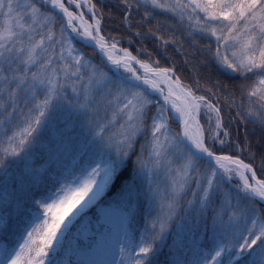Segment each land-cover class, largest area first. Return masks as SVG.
Wrapping results in <instances>:
<instances>
[{"label": "snow or ice", "instance_id": "snow-or-ice-1", "mask_svg": "<svg viewBox=\"0 0 264 264\" xmlns=\"http://www.w3.org/2000/svg\"><path fill=\"white\" fill-rule=\"evenodd\" d=\"M73 4L75 12L64 0H0V170L31 151L64 101L85 118L94 146L54 176H35L36 190L16 199L13 211L0 198V264H153L173 223L182 228L192 212L205 221L203 243L198 234L171 264H264V178L247 134L251 125L264 145V0H117L128 29L141 9L137 24L156 13L175 18L181 36L170 28L168 36L150 33L165 52L175 44L183 53L180 41L191 40L185 62L194 84L184 83L174 64L161 67L151 53L142 60L145 50L133 55L106 37L101 25L112 13L99 0H67ZM74 38L99 49L100 63ZM203 39L209 43L201 47ZM196 55L210 57L230 83L201 84ZM229 87L225 100L245 127L243 143L224 123L218 93ZM200 88L211 95H197ZM216 144L248 152L250 162L216 154ZM258 165L264 171V151ZM154 175H163V186H153Z\"/></svg>", "mask_w": 264, "mask_h": 264}, {"label": "trees", "instance_id": "trees-1", "mask_svg": "<svg viewBox=\"0 0 264 264\" xmlns=\"http://www.w3.org/2000/svg\"><path fill=\"white\" fill-rule=\"evenodd\" d=\"M95 2V0H94ZM100 3H103L105 5V13L109 12V9L111 8V18H109L108 15H105L104 20L102 21V32L106 37H112L115 36L117 39L120 40V47L121 48H128L129 51L133 55H137V50L142 49L143 51L139 58L145 61L149 60L148 53H151V58L154 60H159L161 67H170L173 64L176 67L177 75L181 77V79L186 84H194L195 79H197L196 74L192 71V64L186 63V59H191V56L193 55L194 50L190 47L191 40L187 37H185L180 42L184 44V52H178L176 50L177 45L175 44H169L167 46V51L165 52L163 50V47L161 45V42L155 39L153 35L150 33V29L157 30V34L168 36L169 33L166 31V29H171L172 32L176 34V36H181L183 34L182 29H180L176 22L175 18L171 17L170 14L167 13H156L151 18V22H143L140 24H137V21H141L143 16V10L139 12H134L132 21H133V27L131 29H128L125 27V25L121 22V15L122 13L119 11L117 7V0H99ZM70 7V6H69ZM70 10L76 11L74 8L70 7ZM157 21H160V25L157 24ZM162 25V26H161ZM140 31L141 35L136 36L135 32ZM131 41V42H130ZM209 43L208 39H203L200 41L201 47L204 45H207ZM211 44L213 49L215 48V40L214 38L211 40ZM76 45L80 48L82 52L87 54L95 63H100V59L98 58L97 54L88 47L83 46L81 43L76 41ZM204 56H209L207 52L203 53ZM196 64L199 65V79L201 81V84H204L207 82L208 86L211 87L213 83H215L217 80L222 81L224 83H230L226 76L230 75L229 73H224L223 70H218V66L215 64L214 61H212L209 57L207 61L203 60L200 55H196L195 61ZM233 91L231 87L227 91H221L218 93L219 97V103L221 107L224 110V123L227 126V130L231 132V139L233 141L239 140L241 143L245 140V127L243 124L239 123V118L236 117V108H229V101L225 100V96L228 95L229 92ZM70 96V93H68ZM197 95H205L209 96L211 95L207 91H205L203 88H200L197 91ZM231 99V98H230ZM235 99L239 103V92H236ZM154 100V99H153ZM212 100H217L216 96L212 97ZM155 101V100H154ZM70 104H72L70 101H68ZM73 105V104H72ZM235 118V120L233 119ZM55 123H58L56 121H51L48 118V122L46 127H44L41 131V134L45 140L50 137V134L52 132V127L56 126ZM59 124V123H58ZM58 126V125H57ZM173 129H177V125H172ZM248 135L251 136L252 144H253V150L257 153V174L258 177L264 178V171H261L259 169L258 165V158L259 153L261 151H264V145H262L259 142V136L258 134H252V126L248 125ZM2 139L3 137H0ZM53 143V142H50ZM94 146L91 145L89 149L86 150V152H91L93 150ZM213 151L216 154H227L231 155L233 157H237L240 159H243L244 162L249 163V153H238L234 147L231 145H225V148L218 149L213 148ZM34 156H31L28 152L22 154V158H16L13 162L12 160L9 161L8 168L6 170H0V198H2L3 193L2 190L8 188L9 196H3L7 197L8 201L12 203L13 207L9 208V211H13L14 209V203L16 199L20 198L25 192H28L29 189L32 191H35L36 189L32 187V182L35 176L40 175L44 176L45 174L50 178L51 173H49L48 170L44 169L42 171H39V166H41V163H43L45 158V153L43 150H39L37 146H35V149L33 150ZM31 157V159H27L26 157ZM24 168L28 169V172L25 171ZM38 168V169H37ZM23 176V177H22ZM11 178L22 180L26 183L25 187L21 189L19 187V184H16L15 180H11ZM163 175L157 177L153 176V186L156 184H160L163 186ZM144 186H147V179H144ZM2 193V195H1ZM191 194L189 193L188 197L186 199H191ZM109 202L111 200L109 199ZM181 216H184V213L181 212ZM92 216V214H91ZM177 219H180L178 216ZM209 223H210V217H209ZM133 227L136 232L137 238L139 237L140 229L143 227V221L141 219V214L138 212L136 220L133 223ZM205 231V221L203 219H199L197 221L196 214L194 212L190 213L185 217V219L182 222V228H177L175 223H173L172 227L169 229V232L167 234L165 243L161 245V251L157 254V256L154 258L153 264H171L172 255L180 254L182 250L188 245V242L190 241V238L192 237L191 241H194L199 234V237L202 236V243H203V233Z\"/></svg>", "mask_w": 264, "mask_h": 264}, {"label": "rangeland", "instance_id": "rangeland-1", "mask_svg": "<svg viewBox=\"0 0 264 264\" xmlns=\"http://www.w3.org/2000/svg\"><path fill=\"white\" fill-rule=\"evenodd\" d=\"M64 2L66 6H69L67 5V0H64ZM84 11L86 12V10ZM87 15L88 14L86 13V16ZM74 39L77 40L78 38H74ZM68 93H70V96H72V92L70 88L68 90ZM150 95L153 97L155 101H158L159 103L162 104V102L159 101V98L161 99V97L156 96L155 92L150 91ZM101 115H103V113H101ZM49 119L51 121H56L59 124L55 123L56 126L52 127V132L50 134V137L47 138V140H45V138H43V136L39 134L37 141L33 144L31 151L28 153L31 156H34L33 150L35 149V146H37L39 150L40 149L43 150L45 153V158H44L43 163H41V166H39V171L46 169L49 171V173H51V177H52L55 175L56 171L62 165H65V164L71 165L73 157L79 158L80 153L82 151H86L87 149H89V147L91 146L92 137H91L89 128L85 123V118L68 101L62 102L57 107L56 111L52 114V116L49 117ZM50 142H53V143H50ZM216 147L218 149H223L225 148V145L216 144L213 146V148H216ZM219 155H222V154H219ZM53 156L59 157V163L53 162V159L51 158ZM26 158L31 159L30 156ZM24 169L26 172H28L27 168H24ZM11 180H15L16 184H19V187L21 189H23L26 185V183L22 180V178L20 180L11 178ZM234 182L238 183L239 178L238 177L235 178ZM2 193H3V196H7V195L9 196L8 188L3 189ZM89 219H92L90 214H89ZM114 223L118 224L119 221L114 220ZM191 240H192V237L190 238L188 245L179 254L181 257L184 256L186 249L191 248L193 244V241ZM200 241L202 243V236H200ZM65 247L67 248V243L65 244ZM118 251L119 249L117 247V252ZM188 255L189 256L192 255L191 251L188 252ZM73 259L75 258L73 257Z\"/></svg>", "mask_w": 264, "mask_h": 264}, {"label": "water", "instance_id": "water-1", "mask_svg": "<svg viewBox=\"0 0 264 264\" xmlns=\"http://www.w3.org/2000/svg\"><path fill=\"white\" fill-rule=\"evenodd\" d=\"M72 6L75 7L74 4H73ZM58 15H60V16L62 17V13H58ZM77 40H79V39H77ZM79 41H80V40H79ZM80 42H81V41H80ZM88 43L90 44L91 42H88ZM84 45H85V44H84ZM88 47L92 48L93 51H95V52L97 53V55L99 56V58L101 59V54H100V52H99V49H95V50H94L93 47H91V46H88ZM105 62H106V61H105ZM155 95L158 96V97H160L158 93H155ZM159 100H160V98H159ZM160 102H162V101L160 100Z\"/></svg>", "mask_w": 264, "mask_h": 264}, {"label": "bare ground", "instance_id": "bare-ground-1", "mask_svg": "<svg viewBox=\"0 0 264 264\" xmlns=\"http://www.w3.org/2000/svg\"><path fill=\"white\" fill-rule=\"evenodd\" d=\"M161 101H162V103H163V100H162V98H161Z\"/></svg>", "mask_w": 264, "mask_h": 264}]
</instances>
